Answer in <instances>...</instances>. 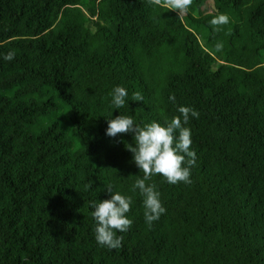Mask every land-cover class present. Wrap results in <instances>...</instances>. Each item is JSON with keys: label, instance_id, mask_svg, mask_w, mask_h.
I'll list each match as a JSON object with an SVG mask.
<instances>
[{"label": "trees", "instance_id": "1", "mask_svg": "<svg viewBox=\"0 0 264 264\" xmlns=\"http://www.w3.org/2000/svg\"><path fill=\"white\" fill-rule=\"evenodd\" d=\"M180 106L199 113L191 183L146 181L166 209L149 226L134 133L107 119L164 126ZM107 186L132 201L111 250L89 204ZM0 264H264V0H0Z\"/></svg>", "mask_w": 264, "mask_h": 264}, {"label": "clouds", "instance_id": "2", "mask_svg": "<svg viewBox=\"0 0 264 264\" xmlns=\"http://www.w3.org/2000/svg\"><path fill=\"white\" fill-rule=\"evenodd\" d=\"M193 0H149L152 5L174 10L179 16L187 12ZM229 23L226 14L213 17L210 24L214 31H219L222 25ZM222 44H216L217 51L222 50ZM15 53L9 51L3 56L6 61H11ZM127 90L116 86L111 93V103L115 109L126 104ZM139 92L133 93L132 101H143ZM175 100L174 96L169 97ZM179 116H174L170 121H165L162 126L156 121L140 126L136 124L131 116L118 115L107 119L108 127L106 135L116 137L121 133H134V145L125 144L128 151L133 154V162L143 173V178H137L132 190H139L143 197L144 217L146 223L151 224L158 220L166 212L159 198L155 184L146 183L154 175L163 176L169 184L178 182L191 183V167L195 166L196 153L190 150L192 144L191 131L184 127L191 117L198 118L199 113L186 106L178 107ZM111 198L103 201H90V207L94 209L92 216L96 222L95 239L97 243L108 249L122 247L123 237L117 233L129 230L132 221L126 214L130 211L131 197L124 196L119 192H113L111 186L106 187Z\"/></svg>", "mask_w": 264, "mask_h": 264}, {"label": "rangeland", "instance_id": "3", "mask_svg": "<svg viewBox=\"0 0 264 264\" xmlns=\"http://www.w3.org/2000/svg\"><path fill=\"white\" fill-rule=\"evenodd\" d=\"M207 18H208V14H202V15H200V19H201L202 21H206Z\"/></svg>", "mask_w": 264, "mask_h": 264}]
</instances>
